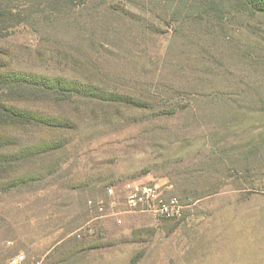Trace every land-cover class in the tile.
Returning a JSON list of instances; mask_svg holds the SVG:
<instances>
[{
  "label": "rangeland",
  "instance_id": "1",
  "mask_svg": "<svg viewBox=\"0 0 264 264\" xmlns=\"http://www.w3.org/2000/svg\"><path fill=\"white\" fill-rule=\"evenodd\" d=\"M235 2L87 0L0 38V74L138 102H14L73 120L0 126V264H264V11ZM141 184L181 214L131 209Z\"/></svg>",
  "mask_w": 264,
  "mask_h": 264
},
{
  "label": "trees",
  "instance_id": "2",
  "mask_svg": "<svg viewBox=\"0 0 264 264\" xmlns=\"http://www.w3.org/2000/svg\"><path fill=\"white\" fill-rule=\"evenodd\" d=\"M31 5L27 8H20L17 4L20 0H0V38L5 37L9 31L19 25L37 23L41 15L45 18L47 12L59 17L64 10H73L75 6L83 5L87 0H29ZM91 1V0H88ZM101 1V2H100ZM104 0H96L94 6H98ZM238 9L255 13L264 11V0H236ZM235 2V5H236ZM104 3V2H103ZM39 5H44L43 10ZM111 7V5H108ZM107 9L104 11H112ZM254 11V12H253ZM99 13V10L96 11ZM55 14V15H54ZM114 38L113 35H110ZM129 96L124 93H112L102 88L92 87L87 90L77 80L68 81L62 76H47L33 71L26 73L14 72L12 74H0V126L12 127L15 125H44L51 128H71L68 125L71 116L63 114H50L38 112V110L19 108L14 102L18 101H41L52 105H70L79 101L92 104L102 103L115 109L123 101H129ZM131 99V98H130ZM121 100V101H120ZM0 160V165H1ZM22 262V261H21ZM20 262V263H21ZM19 263V264H20Z\"/></svg>",
  "mask_w": 264,
  "mask_h": 264
},
{
  "label": "built area",
  "instance_id": "3",
  "mask_svg": "<svg viewBox=\"0 0 264 264\" xmlns=\"http://www.w3.org/2000/svg\"><path fill=\"white\" fill-rule=\"evenodd\" d=\"M127 202L131 209H140L164 218L179 216L182 209L177 198L162 200L155 187L145 184L129 186ZM23 259V255H15L9 260V264H19Z\"/></svg>",
  "mask_w": 264,
  "mask_h": 264
}]
</instances>
